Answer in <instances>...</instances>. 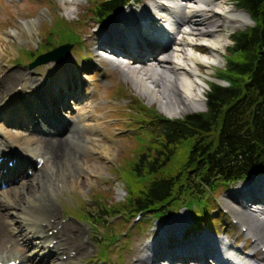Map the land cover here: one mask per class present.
I'll return each instance as SVG.
<instances>
[{
    "label": "rangeland",
    "instance_id": "obj_1",
    "mask_svg": "<svg viewBox=\"0 0 264 264\" xmlns=\"http://www.w3.org/2000/svg\"><path fill=\"white\" fill-rule=\"evenodd\" d=\"M65 1L66 3L64 6L61 0H0V82L6 75L14 70L33 72L34 75L41 80L46 76H50L47 81L53 77L57 80H63L62 82H64V85L56 89V92L65 105L68 103V109L65 110L64 107L62 108L64 117L68 116L66 120L69 123L71 120L72 123L79 115H87L85 125L88 126V128H77L75 129L76 134H78L79 137H89L92 141L94 140L95 148H99V145L107 146L111 153L108 157L100 156L97 152L87 153L71 142L67 145L68 149L77 153V157L86 165L81 172L76 171L75 175L68 176V180H65L66 182L62 183V186L58 189H50L43 178V172L50 169V165L53 162L51 160H46L45 166L41 168L42 170L39 169L34 173L36 180L33 183H39L40 185V191L38 193L27 197L26 195H21V193L25 191V188L21 185L18 186V184L9 185L12 188H10L11 190L8 193H3L4 189H0V199L8 198L17 203V196H21L19 199L20 205L17 207L0 205V212L3 213L5 224L7 225L4 235L0 237V260L2 261L18 259L21 262L20 264H25L21 258L24 253H22L21 249L15 244L13 238L17 232L13 230L20 224L23 225L28 223V225H31L33 221L28 214L24 213L20 206H27L28 202L41 198V200L46 199L48 202L52 203L57 211L56 216H49L47 221L38 222L39 225H45L50 221L51 226L47 227L45 235H50L55 229H59L62 224L69 223L72 225L74 233L80 231L83 245L88 247L87 252H84L79 258H75L74 256L71 257L75 251L71 253L61 252L56 257L58 259L60 257L65 261L64 264H83L84 262H88L89 264H106L105 262H100L98 259L94 262L92 261L99 247L95 240V236L98 232H94L90 224L78 217H72L69 211L80 208L99 210L100 206L98 202L95 201V198L103 200L105 205L116 204L118 201L122 200L126 195V191L121 177H125V169L128 166V162L133 161L137 157L143 143L141 138H144L145 142L148 140V136L144 134L147 128L139 129L138 127L143 122L132 118V116L138 114L137 110L133 108L132 103L135 104V102L138 101L142 102L147 107H153L158 113H161L158 108H160V101H163L162 96L158 92L157 87L146 78L147 76L142 79L145 87L142 89L140 85L134 82L131 76L124 75L122 69L112 63L107 64L104 62V69L102 68L97 71L98 74H95L93 69L89 70L87 72L89 82L87 81L80 85H78L80 81L79 73H73L77 66H81L80 63L82 61H80L79 56L73 59V61L75 60L77 63L76 67L69 58L63 60L61 63L49 62L38 65L32 69L24 65L27 61V56L23 51H28L30 53L33 51L34 47L38 46L41 48L43 46L47 39L48 28L51 27L50 23L56 21L57 16L63 18L70 25L72 23L75 24L74 29L79 36L85 39V47L88 54H90L92 48L88 46V44L94 39L92 31L96 30V28L93 30L90 28L91 21L90 18H88L90 16L89 8L91 6V1L64 0V2ZM228 2V6L224 7L223 5L224 9L229 8L239 13V9L235 5L236 0H228ZM223 18L228 21V26L226 27L227 34L252 25L250 18L245 20L242 18H237L235 20H228L226 17ZM64 20L53 22V27H51V29L59 32L61 28H65L64 25L66 23ZM25 22H33V27L30 30H21L20 25H23ZM223 33V31L219 32V34ZM7 35H10V37H5ZM5 38L7 41L3 40ZM223 43L224 45L222 49H220L221 63H219V66L221 65V67L224 64L225 49L231 44V41L228 40ZM76 49L78 48H74V50ZM91 55L92 54H90V56ZM57 66L65 70L68 69V73L71 72L72 74L66 76ZM201 72L203 79L206 81V84H202L205 92L208 87L207 82L215 81L213 79L215 72L214 69L213 71L202 69ZM139 76L141 77V75L137 73L134 77L140 80ZM76 79L78 82H76ZM16 86L19 85L15 84L13 89ZM85 86L86 91H84ZM41 90L46 93L45 89L42 88ZM15 91L16 89L13 90V92ZM75 91L78 93L80 91L83 95L82 99H86L85 103L77 107L70 102V98L64 96L66 94H73ZM49 92L52 93L51 90H49ZM6 96H9V98L11 96L12 102H10V104H16L15 102L18 101V99L21 102L23 101L22 93L18 95L7 92L4 94L0 107L7 101ZM193 104V108L178 113L174 118H180L187 113L195 111L202 112L205 110L204 98L200 99V101H195ZM176 112H178V110L173 112V114ZM2 125L3 127L1 126L0 128V136L5 135L3 136V140L7 142L10 151L15 152L18 156L25 157L28 148H39L42 141L41 138L46 137L44 133H41L42 125L30 131L25 130V128L20 129L19 127H13L3 123ZM65 136L66 133H60L58 138L64 140ZM28 168H30V166H28ZM82 181L84 182L82 185H75V182ZM221 195L228 197L229 193L227 192L225 194V192L222 191L220 193V196ZM220 196L218 200L222 198ZM229 201L234 203L230 199ZM228 211L230 216L233 217L234 211L230 209H228ZM213 216L216 217L219 215L215 214ZM108 219L109 220L104 221L105 225L112 224L113 219ZM220 220L222 223L225 221L223 217H221ZM34 222L37 223L36 218ZM219 226H221L220 223ZM112 227L115 230H119L115 228L114 224H112ZM23 230L22 232L26 231ZM125 230H123V232ZM103 232L104 229H100L99 234ZM43 237L44 236H41L40 239L35 238V243L37 242V244H39L37 246L39 252L43 248L42 243L39 242ZM231 237H235V230L233 228ZM141 238L142 236H139V233L133 231L129 238V241L133 239L131 244L132 249L124 252L122 264H138L137 258L140 257L137 249L140 247ZM55 240L58 241V239ZM243 242L242 240V243ZM113 245L110 248V252L107 254L110 258L116 260L118 259L117 253H111ZM32 248L33 246H29L28 252L26 253L27 257L32 255ZM69 250L73 251L70 246L66 245L65 251L68 252ZM65 256H67L68 260H66L67 258H63ZM107 262L112 264L111 260Z\"/></svg>",
    "mask_w": 264,
    "mask_h": 264
},
{
    "label": "trees",
    "instance_id": "obj_2",
    "mask_svg": "<svg viewBox=\"0 0 264 264\" xmlns=\"http://www.w3.org/2000/svg\"><path fill=\"white\" fill-rule=\"evenodd\" d=\"M126 1L100 0L93 13L106 21ZM237 3L254 22L232 35L223 72L229 86L210 85L204 113L177 120L151 110L143 114L157 126V138L131 161L129 195L116 212L162 213L164 205L201 199L218 180L228 182L264 170V0ZM110 209L104 205L100 212ZM81 215L93 219L84 211Z\"/></svg>",
    "mask_w": 264,
    "mask_h": 264
},
{
    "label": "bare ground",
    "instance_id": "obj_3",
    "mask_svg": "<svg viewBox=\"0 0 264 264\" xmlns=\"http://www.w3.org/2000/svg\"><path fill=\"white\" fill-rule=\"evenodd\" d=\"M227 1L228 0H193L194 3L191 4L190 7H185L183 12H181L182 16L180 17V21L189 27L190 33H183L181 35V40L177 44L178 48L175 51H165L158 56L156 54V50L158 48L150 45L146 40L141 39L140 41H137L133 39L131 34H127L129 36L128 41L125 35L127 30L124 31V26H121V24H114L108 27V29L101 35L100 45L108 51L111 56L119 58L126 55L129 57V60L138 58L143 61L144 64L142 68L137 70L132 68L129 64H123L120 61L116 62V60H110L113 65H117L122 69L124 75L131 76L134 82L137 85H140L142 89L145 88L142 79L147 76L146 78L149 79L155 87H157L158 92L161 94L164 101H160V112L164 113L168 117H174L180 112H185L190 108H193V103H195L194 97L199 95L201 92L202 88L197 83L201 79L198 75V69L202 68L209 71L213 68L212 66L218 64L219 59L221 61L219 52L224 45L223 42L227 41L226 33L219 34L221 29H224L226 26V20L222 18V15L224 14L226 17L228 15L232 16L231 13H226L228 11L224 10L223 4ZM61 2H63V5L65 6L66 1L64 2V0H61ZM140 16L143 18L142 15ZM239 17L246 19L247 15L239 13ZM128 19L130 21L131 29L134 31L136 37H139V28L135 23V15L129 14ZM142 26L143 24L141 27ZM32 27L33 22H25L23 25H20L21 30H30ZM146 28L147 27L144 26V29ZM5 37H10V35ZM194 37L202 38V41L206 44L202 49H205L207 52H203L202 55L196 53L197 49L201 46H197L192 43V39ZM3 40L7 41L6 38ZM146 56L154 57L153 62L156 63L154 68H143L146 66ZM137 73L141 75V77L139 76L140 80L134 77ZM44 83L45 80H38L34 77L33 72L14 70L10 74L6 75L0 82V103L4 98V94L7 92L10 93L15 84L21 86V91H24V93L32 91L35 92L37 96L42 95L41 89L43 88L47 93L45 97L51 98V96H54L59 85L53 80L47 81L45 84ZM49 90L52 91V94H50ZM47 104L52 108L50 100L47 101ZM6 107L7 106L5 104V106L1 109L3 114L6 113ZM18 107H20V105H18ZM36 109L37 108L33 106L30 111H36ZM177 110L178 112L173 114V112ZM86 116L87 115H80L78 118V125L84 129L88 128V126L83 123L86 120ZM57 137L58 135L46 138L42 137L39 148L28 149L31 157L39 156L53 161L50 165V169L43 172L45 183L52 190L61 187L62 183H65V180H68V176L75 175L76 171L81 172L85 168L86 164L79 159V157H77V153L68 149L67 145L71 142L76 147L82 148L87 153L97 152L98 155L103 157H108L111 153L110 149L105 145H99V148H95L94 140L92 141L89 137H79L73 128L69 129L64 140ZM0 142L5 149L8 147L5 141L1 140ZM12 154L16 155L15 152H12ZM4 156L7 159L14 158L10 155V153L8 154L6 152ZM23 166L24 161L21 160L20 156H17L15 162L13 163V167L18 176L21 177L18 186L21 185L25 188V191L21 193V195H26L27 197L38 193L40 191V185L39 183H33L36 180L34 176H30L29 178L25 176ZM7 170H9V167ZM1 176L4 177L5 175L1 174ZM83 183V181L75 182V185H82ZM247 188L248 187L245 189ZM10 190L11 189H6L3 193H8ZM20 197L21 196H17V203L16 201H12L8 198L0 199V205L17 207L20 205ZM227 204L236 212L237 220H241L243 226L247 227L249 235L251 237H255L258 244L261 245V247H264V209L242 212L230 202H227ZM25 206H20V208L24 211V213L28 214V216L33 219L31 224L36 223L34 222L35 218L38 223L39 221H47L49 216H56L57 211L54 205L46 199H35V201L28 202V205L26 207ZM23 226H27V224H20L15 227L13 231H16L17 234H15L13 238L15 244L21 249V252L25 253L26 248L32 244L31 238L41 236V234L44 233L45 228L51 226V223L48 221L46 227L44 228L39 224L26 227V231H28L29 235L26 234V232H22ZM6 229L7 225L5 224L4 215L0 212V237L4 235ZM48 239H51L48 241V244L43 242V247L46 249V253L44 255L40 257H37L36 255L25 257V255H22V259L28 262L27 264H64V261L61 259L59 260L56 257L58 249L65 248L66 245L70 246L73 251H75V258H79L88 250V247L83 245L82 234L80 231H76L74 233L73 227L69 223L62 224L51 237H46V242ZM55 239H58V242L53 246H50L52 240ZM181 246L185 245L182 244ZM195 247L200 249L203 248L204 241L199 240L195 242ZM256 248L257 247L254 246L253 250ZM147 250L151 251V253L155 256H159L161 254L159 250L151 246L147 247ZM225 251L227 254L229 253L231 255L230 264H251L250 255L242 254L237 251L233 253L232 249H228L226 246ZM151 260H153V258L149 259L148 257H142L140 259V264H152L150 262ZM155 264L161 263L156 262Z\"/></svg>",
    "mask_w": 264,
    "mask_h": 264
}]
</instances>
